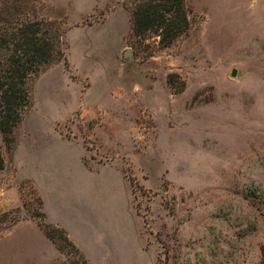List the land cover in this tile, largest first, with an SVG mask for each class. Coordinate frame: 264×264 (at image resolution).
Masks as SVG:
<instances>
[{
  "label": "rangeland",
  "instance_id": "obj_1",
  "mask_svg": "<svg viewBox=\"0 0 264 264\" xmlns=\"http://www.w3.org/2000/svg\"><path fill=\"white\" fill-rule=\"evenodd\" d=\"M186 4L163 47L127 0H0L1 34L66 33L0 132V264H264V0Z\"/></svg>",
  "mask_w": 264,
  "mask_h": 264
},
{
  "label": "trees",
  "instance_id": "obj_2",
  "mask_svg": "<svg viewBox=\"0 0 264 264\" xmlns=\"http://www.w3.org/2000/svg\"><path fill=\"white\" fill-rule=\"evenodd\" d=\"M135 37L158 38L169 47L190 29L186 0H127ZM66 33L59 22L32 21L0 33V132L6 143L30 106L28 82L64 57ZM0 147V170L4 169Z\"/></svg>",
  "mask_w": 264,
  "mask_h": 264
},
{
  "label": "bare ground",
  "instance_id": "obj_3",
  "mask_svg": "<svg viewBox=\"0 0 264 264\" xmlns=\"http://www.w3.org/2000/svg\"><path fill=\"white\" fill-rule=\"evenodd\" d=\"M94 197V196H93ZM95 200H94V198H92V201H91V211H93L94 209H93V207H95L96 208V206L97 205H99V207H100V211H99V213H100V215H101V217L103 218V219H105V226L104 227H106L105 228V231L106 232H108L109 231V229H110V227L111 226H115L116 225V221L115 220H113V221H111V220H109V213L111 214V212H110V210L107 208V206H104V208H102V206H101V202H102V200H101V197L100 198H98L97 200H96V202H94ZM108 213V218H107V215H104L103 213ZM93 213V212H92ZM94 214H96L95 212L93 213V215ZM104 216H105V218H104ZM108 225H109V227H108ZM128 227H129V223H128ZM101 230H102V226H101ZM100 230V231H101ZM108 234V233H107Z\"/></svg>",
  "mask_w": 264,
  "mask_h": 264
},
{
  "label": "crops",
  "instance_id": "obj_4",
  "mask_svg": "<svg viewBox=\"0 0 264 264\" xmlns=\"http://www.w3.org/2000/svg\"><path fill=\"white\" fill-rule=\"evenodd\" d=\"M74 186V185H73ZM73 186H72V190H73ZM75 189L77 190V189H79V187H76L75 186ZM81 189V188H80ZM80 189H79V192H80ZM80 194H82V191L80 192ZM81 197H82V195H81ZM81 207H83V208H89L90 207V209H91V203L89 204L88 203V205H86V204H81ZM99 211H100V207H99V205H97L96 206V221H95V223L93 224V226H94V230H93V234H95L96 236H100V230L98 231V229H99V227H101L102 226V224L103 223H105V220L101 217V215H100V213H99ZM95 216V215H94ZM104 221V222H103ZM100 233V234H99Z\"/></svg>",
  "mask_w": 264,
  "mask_h": 264
},
{
  "label": "water",
  "instance_id": "obj_5",
  "mask_svg": "<svg viewBox=\"0 0 264 264\" xmlns=\"http://www.w3.org/2000/svg\"><path fill=\"white\" fill-rule=\"evenodd\" d=\"M127 54H128V53H126V55H127ZM233 76H236V71L233 72Z\"/></svg>",
  "mask_w": 264,
  "mask_h": 264
}]
</instances>
